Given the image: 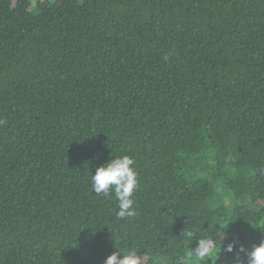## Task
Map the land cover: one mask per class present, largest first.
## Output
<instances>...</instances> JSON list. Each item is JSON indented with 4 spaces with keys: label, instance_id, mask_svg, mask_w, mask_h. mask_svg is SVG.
<instances>
[{
    "label": "trees",
    "instance_id": "1",
    "mask_svg": "<svg viewBox=\"0 0 264 264\" xmlns=\"http://www.w3.org/2000/svg\"><path fill=\"white\" fill-rule=\"evenodd\" d=\"M0 120V264L264 242V0H0ZM123 155L118 218L91 176Z\"/></svg>",
    "mask_w": 264,
    "mask_h": 264
},
{
    "label": "clouds",
    "instance_id": "2",
    "mask_svg": "<svg viewBox=\"0 0 264 264\" xmlns=\"http://www.w3.org/2000/svg\"><path fill=\"white\" fill-rule=\"evenodd\" d=\"M4 123L5 121L0 120V125ZM134 165L135 160L133 157L123 155L112 158L106 164L97 167L95 173L91 176L92 188L97 195H108L110 192H114L119 202V211L116 213L118 218L136 215L133 194L139 188V179ZM225 229L219 238L204 237L198 239L197 246L181 259V264H205L209 258L212 260L213 257H219L224 249ZM186 235L191 238L193 233L187 231ZM234 250L235 241L228 243L226 251L233 252ZM240 250L245 251L243 245H241ZM246 254L249 257L248 264H264V242L255 245ZM105 264H142V257L135 249L127 251L119 249L118 252H113L107 257Z\"/></svg>",
    "mask_w": 264,
    "mask_h": 264
}]
</instances>
